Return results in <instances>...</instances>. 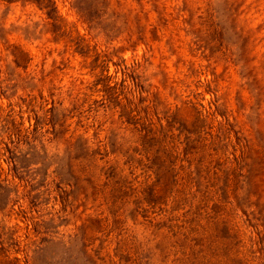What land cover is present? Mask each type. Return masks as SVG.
<instances>
[{
	"label": "rangeland",
	"instance_id": "rangeland-1",
	"mask_svg": "<svg viewBox=\"0 0 264 264\" xmlns=\"http://www.w3.org/2000/svg\"><path fill=\"white\" fill-rule=\"evenodd\" d=\"M0 264H264V0H0Z\"/></svg>",
	"mask_w": 264,
	"mask_h": 264
},
{
	"label": "trees",
	"instance_id": "trees-1",
	"mask_svg": "<svg viewBox=\"0 0 264 264\" xmlns=\"http://www.w3.org/2000/svg\"><path fill=\"white\" fill-rule=\"evenodd\" d=\"M34 2H37V3H39V4H42V3H44L46 0H33Z\"/></svg>",
	"mask_w": 264,
	"mask_h": 264
}]
</instances>
